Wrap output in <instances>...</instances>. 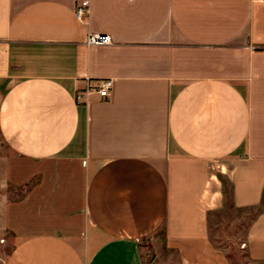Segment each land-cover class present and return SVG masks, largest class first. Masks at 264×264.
Returning <instances> with one entry per match:
<instances>
[{"label": "crops", "instance_id": "crops-1", "mask_svg": "<svg viewBox=\"0 0 264 264\" xmlns=\"http://www.w3.org/2000/svg\"><path fill=\"white\" fill-rule=\"evenodd\" d=\"M82 1L0 0L4 264L264 263V0Z\"/></svg>", "mask_w": 264, "mask_h": 264}, {"label": "rangeland", "instance_id": "rangeland-1", "mask_svg": "<svg viewBox=\"0 0 264 264\" xmlns=\"http://www.w3.org/2000/svg\"><path fill=\"white\" fill-rule=\"evenodd\" d=\"M5 150V145L0 143V264H4L12 248V234L5 225V208L10 200L22 194L19 189L8 185L4 180L2 155ZM247 216H249L248 211L232 208L212 214L209 218L210 238L214 245L226 252L231 264H264L252 261L247 255L244 245L246 228L249 223ZM141 246L144 248L143 257L147 261L149 252L146 250V243L142 242ZM167 261L171 264L177 263L174 256H170Z\"/></svg>", "mask_w": 264, "mask_h": 264}, {"label": "built area", "instance_id": "built-area-1", "mask_svg": "<svg viewBox=\"0 0 264 264\" xmlns=\"http://www.w3.org/2000/svg\"><path fill=\"white\" fill-rule=\"evenodd\" d=\"M89 4L88 0H83L76 8V15L78 18L82 17L86 13V8ZM87 46H105L111 44V37L107 34H90L85 39ZM111 87V81H103L98 84L96 90L100 96H107Z\"/></svg>", "mask_w": 264, "mask_h": 264}, {"label": "trees", "instance_id": "trees-1", "mask_svg": "<svg viewBox=\"0 0 264 264\" xmlns=\"http://www.w3.org/2000/svg\"><path fill=\"white\" fill-rule=\"evenodd\" d=\"M227 257H228V255H227Z\"/></svg>", "mask_w": 264, "mask_h": 264}]
</instances>
